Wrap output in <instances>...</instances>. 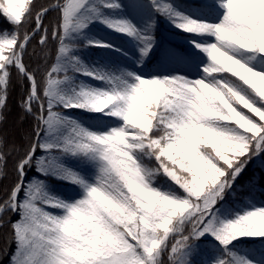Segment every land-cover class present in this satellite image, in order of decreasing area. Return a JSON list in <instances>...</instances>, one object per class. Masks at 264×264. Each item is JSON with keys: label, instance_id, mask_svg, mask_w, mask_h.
Returning <instances> with one entry per match:
<instances>
[{"label": "snow or ice", "instance_id": "obj_1", "mask_svg": "<svg viewBox=\"0 0 264 264\" xmlns=\"http://www.w3.org/2000/svg\"><path fill=\"white\" fill-rule=\"evenodd\" d=\"M0 16V264H264L239 247L264 242V204L239 200L257 162L264 188V0H0ZM161 19L190 34L183 71L148 69ZM96 24L134 68L85 61L128 56Z\"/></svg>", "mask_w": 264, "mask_h": 264}, {"label": "trees", "instance_id": "obj_2", "mask_svg": "<svg viewBox=\"0 0 264 264\" xmlns=\"http://www.w3.org/2000/svg\"><path fill=\"white\" fill-rule=\"evenodd\" d=\"M38 3H46L48 0H37ZM178 4H187L193 2V0H176ZM10 28L4 18L0 16V29ZM91 36L111 41L116 44L118 48H123L128 52V56H123L119 52H112L111 50H95V49H84L83 57L86 62H108V63H119L122 66L134 68V61L130 57L136 55L135 47L133 43L126 37H121L117 33H113L103 25L96 24L90 28ZM159 35H160V46L155 50L151 61H146L148 69H164L166 71H183L186 65L176 55V53H184L191 45L187 44L190 39V34L181 33L178 29H175L167 21L161 19L159 22ZM17 97H13V103L10 104L11 115L9 117L10 123L15 121L19 124L17 119ZM89 123H94L89 121ZM257 181L255 187L249 190L248 176L252 174V169H249L248 174L240 182V191H248L249 194L239 198L240 205L244 206L249 200L256 205L264 204V188L259 185V176L261 174V168L259 162L253 166ZM52 186L54 189H58L61 192H70L71 188L65 186L62 181H53ZM240 248L246 251H256L259 254V250L264 248V242H245L239 245Z\"/></svg>", "mask_w": 264, "mask_h": 264}]
</instances>
